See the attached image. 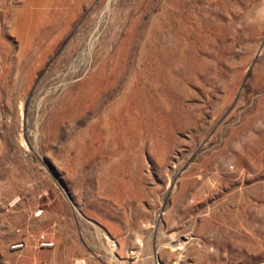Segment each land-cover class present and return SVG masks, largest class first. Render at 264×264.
I'll list each match as a JSON object with an SVG mask.
<instances>
[{"label": "rangeland", "instance_id": "374dc122", "mask_svg": "<svg viewBox=\"0 0 264 264\" xmlns=\"http://www.w3.org/2000/svg\"><path fill=\"white\" fill-rule=\"evenodd\" d=\"M27 222L62 264H264V0H0V264Z\"/></svg>", "mask_w": 264, "mask_h": 264}, {"label": "crops", "instance_id": "0c3cea01", "mask_svg": "<svg viewBox=\"0 0 264 264\" xmlns=\"http://www.w3.org/2000/svg\"><path fill=\"white\" fill-rule=\"evenodd\" d=\"M58 202L63 203L62 201H58ZM16 213L17 212H15V214H14V222H12V223L8 222L10 225L17 226L16 221L18 219H17ZM41 214H42V212L35 215V217H37ZM50 214L56 215L57 212L54 210V211H51ZM52 224L53 225L56 224L58 226V224L56 222H53ZM55 226H53V227H55ZM24 229H25V232L27 234L25 237L20 238L18 235H16L14 237V239H17V241L23 243V246L16 248V252L18 253V264H62V262L59 259L57 260V258H55V256L70 253L69 249L66 250V249L60 247L59 240H56V241L51 240L53 244L49 247L39 248L37 246L32 245L33 240L30 239V237L32 236V233L29 232V231H32L30 223H28V222L25 223Z\"/></svg>", "mask_w": 264, "mask_h": 264}, {"label": "built area", "instance_id": "2783aa9c", "mask_svg": "<svg viewBox=\"0 0 264 264\" xmlns=\"http://www.w3.org/2000/svg\"><path fill=\"white\" fill-rule=\"evenodd\" d=\"M38 242H39V244H40L41 246H45V247H47V246H51V245L53 244L50 240H48V239L45 237L44 234H41V235L39 236V238H38ZM21 246H23V243H22V242H16V243H14V244L12 245V248H18V247H21Z\"/></svg>", "mask_w": 264, "mask_h": 264}]
</instances>
